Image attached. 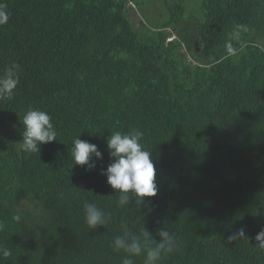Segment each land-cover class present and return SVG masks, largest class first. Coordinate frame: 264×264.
I'll return each mask as SVG.
<instances>
[{
    "label": "trees",
    "instance_id": "trees-1",
    "mask_svg": "<svg viewBox=\"0 0 264 264\" xmlns=\"http://www.w3.org/2000/svg\"><path fill=\"white\" fill-rule=\"evenodd\" d=\"M162 1L165 20L147 24L142 0H0V78L19 66L0 97V264H121L122 223L177 237L162 264H264V0ZM29 109L57 133L39 153L22 146ZM132 130L158 191L120 207L101 167L107 138ZM77 137L102 152L94 170L74 164ZM85 201L105 227L86 225Z\"/></svg>",
    "mask_w": 264,
    "mask_h": 264
},
{
    "label": "clouds",
    "instance_id": "clouds-1",
    "mask_svg": "<svg viewBox=\"0 0 264 264\" xmlns=\"http://www.w3.org/2000/svg\"><path fill=\"white\" fill-rule=\"evenodd\" d=\"M9 16L6 5L0 4V25L8 22ZM170 34L166 40H170ZM19 66L12 64L6 70L3 78H0V97L11 98L18 80ZM56 130L51 123L50 115L39 109H29L23 116V149L28 152H40L42 144L56 140ZM143 133L132 130L127 133L116 131L106 140L108 155L111 162L106 170L101 167V174L107 177V183L120 193L117 205L124 207L130 202V195H134L142 205L145 197H154L157 194L156 168L152 159V152L146 150L141 144ZM71 156L74 164L86 166L87 171L97 167V161L103 159V154L98 146L77 137L73 141ZM84 220L91 229L106 226L111 219L103 209L95 203L85 201L83 204ZM14 220L20 221L16 215ZM122 234L117 235L112 241V247L116 251H123L126 255L121 264H135L134 257L144 256L143 264H162L166 254L178 250L177 237L167 228L158 231L159 241L144 228L141 235L135 234L127 223H122ZM245 229L238 231L239 236H244ZM264 241V230L256 237ZM152 246H149V245ZM0 254L4 257L10 255L6 247L0 248Z\"/></svg>",
    "mask_w": 264,
    "mask_h": 264
},
{
    "label": "rangeland",
    "instance_id": "rangeland-1",
    "mask_svg": "<svg viewBox=\"0 0 264 264\" xmlns=\"http://www.w3.org/2000/svg\"><path fill=\"white\" fill-rule=\"evenodd\" d=\"M143 5L140 7L141 13H142V19L147 24H157L162 23L166 15L164 14L163 10V1L162 0H142ZM194 0H184V3L186 5L187 10L193 5ZM128 5H131L132 7H136L131 2L128 3ZM138 9L135 10V8L131 9L130 14L135 18V16L138 15L139 18V11ZM169 34L172 35L174 38L176 36V32L174 30V27L172 26L170 29L167 30ZM151 32L154 34V31L151 30Z\"/></svg>",
    "mask_w": 264,
    "mask_h": 264
}]
</instances>
